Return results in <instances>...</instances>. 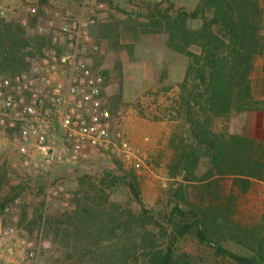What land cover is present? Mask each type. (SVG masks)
<instances>
[{
	"label": "rangeland",
	"instance_id": "1",
	"mask_svg": "<svg viewBox=\"0 0 264 264\" xmlns=\"http://www.w3.org/2000/svg\"><path fill=\"white\" fill-rule=\"evenodd\" d=\"M258 1L263 12L259 23L257 19L258 36L261 46H264V0ZM4 2L6 6L9 5L7 0ZM199 2L200 0H103L100 12L105 21L100 24L126 20L129 13L135 16L143 14L146 11L145 5L162 3V8H169L170 13L175 14L180 8L192 11ZM211 18L212 13L208 10L206 19ZM99 25L90 32L91 42L100 49L92 58V68L101 75V83L105 80L108 82L104 92L109 107L112 110H122L125 114L123 133L134 156L127 160L95 153L86 162L58 166L54 181L51 182L50 173L43 167L44 158L35 148L31 149L28 160L40 167L14 166V159L0 155V252L7 249L14 252L10 258H0V264H72L78 255L71 247L74 242L79 241L64 239L66 229L73 231V228L65 225L64 215L75 210L78 203L86 204L89 198L95 197H103L102 204L109 212L115 209L130 210L139 216L144 206L147 216L141 217L134 225V233L137 234L135 242L140 246L144 244L143 238L146 237L147 241L165 247L175 229L168 218L174 202L180 201L179 207L184 213L189 212L190 203L202 209L204 216H207L205 225L211 240L218 241L226 251L243 258H254L255 254L251 250H257L261 257L257 256L256 264H264V182L257 180L264 178V166L252 160L251 163L243 164L240 175L221 176L216 174V169L213 171L208 158L202 155L194 177L187 179L180 172H175L171 167L170 155L181 143L188 146L192 142L189 125L184 116L173 120L176 123L171 125L157 120L156 113L164 112H155L157 98L155 101L149 98L159 96L154 90L160 89L163 92L165 88L175 87V90H171L169 95H164L159 101L160 107L167 110V119L177 116L180 104L179 84L184 79L188 59L169 52L161 40L154 36L142 37L132 52L117 50L114 43L100 39ZM200 25L199 20L189 21L192 28ZM130 44L129 40L121 41L122 46ZM194 51L199 50L194 48ZM156 80L160 83L159 87L151 86L152 81ZM249 80L255 98L261 100L264 91V55L254 56ZM147 82L150 86L145 88L144 93L134 95L142 91L141 85ZM124 88L126 92L132 93L130 101H126L124 97ZM247 118L248 116H243L238 120L237 131L243 128ZM224 124L222 119H217L215 128L221 130ZM14 136L15 131L0 126V139L18 153ZM18 157L24 163L26 158L20 154ZM107 174L118 178V182L113 186L108 185L104 190L101 185ZM133 177L139 180L140 202L135 199L129 186ZM50 186L56 187L57 194L47 198ZM180 189L184 199L180 196L171 199V194ZM194 211L195 214L198 213V210ZM40 212L43 219H47L53 227L51 238L42 233L43 224L34 225V218ZM121 233L120 230L118 236L109 235L100 242L101 246L108 248L109 254L112 249L118 248L121 241L123 243L126 240ZM79 243L86 244L83 241ZM38 246L40 254L37 261L28 258L29 248ZM174 248V258L180 264H235L229 258L218 255L210 245L199 244L196 228L177 237ZM148 254V250L138 248L137 254L132 258H140V262H144L145 258H150Z\"/></svg>",
	"mask_w": 264,
	"mask_h": 264
},
{
	"label": "trees",
	"instance_id": "2",
	"mask_svg": "<svg viewBox=\"0 0 264 264\" xmlns=\"http://www.w3.org/2000/svg\"><path fill=\"white\" fill-rule=\"evenodd\" d=\"M145 8L143 14L135 16L129 13L126 20L100 24L98 34L100 39L114 43L117 50L129 52L142 37L154 36L169 52L188 59L184 79L179 84L177 116H171L169 120L184 116L192 142L188 146L181 143L175 150L176 157L171 167L184 178L194 177L203 155L208 158L213 171L217 170V175H240L243 164L252 160L249 157L250 142L245 137V130H236L237 122L247 114L264 113V91L263 98L257 100L249 80L254 56L264 55L257 27V19L259 23L263 16L259 1L200 0L196 9L180 8L175 14L170 13L169 8H162V3L145 5ZM208 10L212 13L210 20L206 19ZM192 20H199L200 27H190L189 21ZM36 21L34 18L29 27H35ZM32 38L36 39L35 43H30ZM122 40H129L131 44L122 46ZM44 44V39L29 36L28 28L17 19L0 18V76H12L31 68L38 62L36 60ZM194 48L199 51H194ZM107 83L105 80L102 87L106 88ZM217 119L225 123L221 130L215 128ZM109 178L112 180H107ZM132 180L129 186L135 199L140 202L139 180L136 177ZM117 182L118 178L107 174L101 187L105 190L108 185L113 186ZM174 196L184 199L181 189L172 193L171 199ZM102 198H89L86 204L78 203L75 210L64 215L65 225L73 228V231L66 229L64 239L86 243L79 245V242H74L72 247L69 244L78 255L72 264H180L174 258L177 237L184 236L193 228H196L199 244L210 245L218 255L229 258L235 264H256L257 256L261 257L260 252L254 249L251 250L254 258H243L226 251L218 241L208 237L205 225L207 216H204L203 210L188 203L190 210L184 213L178 200L168 214L175 228L169 243L162 247L144 237V244L140 246L135 242L137 234L134 233V225L147 216L144 206L139 216L120 208L109 212L102 204ZM194 210H198V213L195 214ZM34 220V225H44L42 233L51 238L53 227L47 219H43L41 212ZM120 230L126 242L121 241L118 248L112 249L109 254L108 248L101 246L100 242L106 236H118ZM138 248L148 250L150 258H145L144 262H140V258H132Z\"/></svg>",
	"mask_w": 264,
	"mask_h": 264
},
{
	"label": "built area",
	"instance_id": "3",
	"mask_svg": "<svg viewBox=\"0 0 264 264\" xmlns=\"http://www.w3.org/2000/svg\"><path fill=\"white\" fill-rule=\"evenodd\" d=\"M102 1L13 0L6 6L0 0V18L17 19L29 36L45 41L35 65L0 76V126L15 131L25 167H40L28 160L32 148L42 154L51 182L58 166L86 162L95 153L134 156L123 133L125 114L109 107L101 75L92 68L100 49L90 32L105 21ZM34 18L38 23L30 28ZM29 250L28 258L37 261L40 246ZM13 255L12 249L0 252V258Z\"/></svg>",
	"mask_w": 264,
	"mask_h": 264
},
{
	"label": "crops",
	"instance_id": "4",
	"mask_svg": "<svg viewBox=\"0 0 264 264\" xmlns=\"http://www.w3.org/2000/svg\"><path fill=\"white\" fill-rule=\"evenodd\" d=\"M9 0H7V4H10V3H13V0H10V2H8ZM12 1V2H11ZM38 22L36 21V24ZM35 40L34 38L30 39V43H35ZM38 61V60H36ZM33 63H35V61H33ZM160 83L158 80L156 81H152V84L151 86H157L159 87ZM150 86V83H146V84H143L141 85V87L143 88L142 91H139L138 94H134V95H140L141 93H144V90H146L145 88ZM175 87H173L172 89H170V87L167 88V90H163V92L158 89V90H154L155 93H158V97H150L149 99H151L152 101H155L156 99V103H155V106L154 107V111L156 112V110H158L157 112H164L163 114H159V113H156V118L157 120L161 121L162 123L164 124H168V125H171V124H175L176 122L173 121V120H169L166 118V114L165 112H167V110L163 109L160 107V101L159 99L161 97H163L164 95H169L170 94V91L171 90H175L174 89ZM124 97L126 99V101H130L132 98L129 99V96L131 97L132 96V93L127 91L126 92V89L124 88ZM157 95V94H156ZM148 98V97H147ZM157 105H159V108H157ZM163 107H165L164 105H162ZM152 109V108H151ZM150 109V110H151ZM245 116H248V120H246V123H244L243 125V128L241 130H245V133H246V136L250 142V145H249V153H251V155L249 156L251 160H255V161H258L257 163L258 164H262L264 166V113H251V114H247ZM252 117V118H251ZM253 118H255L256 120H253ZM245 119V117H244ZM240 130V131H241ZM238 131V132H240ZM18 154L19 152H15V150L13 148H10L9 145H6L2 139H0V155L4 156V157H7L8 159H14L12 165L14 166H19V167H24V163L23 161L20 160V158L18 157ZM176 157V151L174 150L173 152H171V155H170V160H173L175 159ZM257 180H260V182H264V178H259ZM25 219L26 216L24 214L23 216Z\"/></svg>",
	"mask_w": 264,
	"mask_h": 264
}]
</instances>
